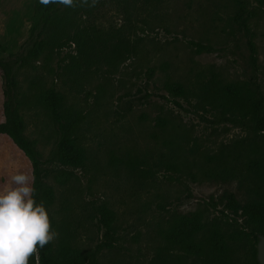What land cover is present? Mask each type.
<instances>
[{"label":"rangeland","instance_id":"rangeland-1","mask_svg":"<svg viewBox=\"0 0 264 264\" xmlns=\"http://www.w3.org/2000/svg\"><path fill=\"white\" fill-rule=\"evenodd\" d=\"M111 1L96 0L91 11L73 18L58 46L34 57L42 39L30 30L35 0H0V60L13 68L25 100L19 108L25 135L35 142L55 192L50 230L85 250L112 242L100 252L104 264H148L158 243L167 245L160 232L167 235L173 221L194 215L207 231L239 242L243 264H248L256 243L248 229L235 233L221 211L239 223L244 217L227 209V186L203 177L208 164L232 156L247 130L214 116L205 103L203 111L196 94L213 79L264 92V0H244L252 15L249 35L235 22L231 0ZM88 25L101 30L107 49L120 40L121 49L101 53L85 70L77 49ZM190 41L208 51L198 53ZM166 83L180 84L185 95L173 97ZM50 88L81 114L83 168L63 167L54 159L58 126L35 101ZM2 90L0 74V122ZM163 155L177 170L159 166L150 176L130 170V162L145 169L144 161ZM17 172L32 183L29 160L0 135V189ZM104 206L116 215L117 239L98 223Z\"/></svg>","mask_w":264,"mask_h":264},{"label":"trees","instance_id":"trees-1","mask_svg":"<svg viewBox=\"0 0 264 264\" xmlns=\"http://www.w3.org/2000/svg\"><path fill=\"white\" fill-rule=\"evenodd\" d=\"M111 1V0H108ZM237 8L235 22L250 34L251 13L244 0H231ZM112 2V1H111ZM115 2V1H113ZM93 0H75L73 6L57 3L41 4L35 0L31 17V32L42 36L36 44L32 54L34 57L49 53L58 43L61 35L72 24L81 12L86 13L95 6ZM110 3V2H109ZM109 3H102L104 7ZM94 5V6H92ZM90 14V13H89ZM87 14V15H89ZM87 33L81 42V49H77L80 57L79 67L85 65V70L98 59L101 53L110 50L119 53L121 40L107 49L101 30L96 26L88 25ZM250 56L256 62L255 46L251 40L248 42ZM189 45L198 53L208 51V47L196 42ZM83 70V71H85ZM0 74L3 79L2 107L3 120L0 122V135L6 136L29 160L32 168V177L35 188L34 198L42 203L48 217L55 201L53 186L48 182L47 171L43 169L41 154L37 151L35 142L25 135V122L19 108L25 104L19 89L18 81L9 62L0 60ZM166 88L173 97H183L184 88L178 83H166ZM21 96V97H20ZM196 105H201L203 111L212 110L214 116L223 120L239 124L246 129V135L233 147L230 158H221L217 165L203 169V177L227 186L224 198L227 209L235 214L240 213L244 222L239 223L234 217L229 219L225 211H221L223 220L232 221L234 232H243L248 229L254 242L257 244L258 235L264 236V92L253 90L248 86L240 87L234 83L223 80H211L203 85L196 94ZM35 101L42 104L49 112L58 126L59 141L55 149L54 159L63 167L72 169L83 168L86 164V151L81 142V114L66 105L64 97L54 88H50L35 96ZM205 103V106H204ZM219 110V111H218ZM250 117V121L246 119ZM245 119V120H244ZM160 156L154 162L144 161L145 169H138L131 162V171H138L140 175L150 176L155 173L154 168L165 166L177 170L176 164L170 163ZM146 177V176H144ZM230 204L232 206H230ZM232 207V208H231ZM98 223L105 229V234L113 240L117 239L116 215L108 206L99 211ZM247 233V234H248ZM222 232L217 235L216 230L207 231L205 224L199 217L184 215L173 221L170 231L166 234L160 232V238L166 237L167 245L162 241L156 247V253L148 264H243L239 242L229 240ZM116 237V238H115ZM159 238V239H160ZM104 243L94 249H82L72 239H60L59 236L37 247L36 253L28 259V264H104L101 259L103 247L111 248L113 245ZM177 252V253H176ZM188 260L190 262L188 263ZM248 264H258L256 247L250 253Z\"/></svg>","mask_w":264,"mask_h":264},{"label":"clouds","instance_id":"clouds-1","mask_svg":"<svg viewBox=\"0 0 264 264\" xmlns=\"http://www.w3.org/2000/svg\"><path fill=\"white\" fill-rule=\"evenodd\" d=\"M75 0H40L41 4L73 6ZM95 2V0H93ZM0 189V264H28V259L56 237L47 211L34 198L35 188L23 172L10 177ZM34 182V177L31 178Z\"/></svg>","mask_w":264,"mask_h":264},{"label":"water","instance_id":"water-1","mask_svg":"<svg viewBox=\"0 0 264 264\" xmlns=\"http://www.w3.org/2000/svg\"><path fill=\"white\" fill-rule=\"evenodd\" d=\"M256 259L258 264H264V236L258 235L256 244Z\"/></svg>","mask_w":264,"mask_h":264}]
</instances>
